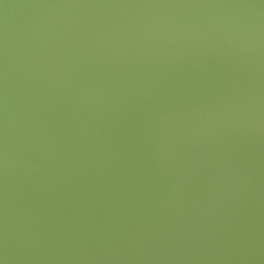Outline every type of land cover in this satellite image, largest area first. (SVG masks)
<instances>
[{"label": "water", "instance_id": "obj_1", "mask_svg": "<svg viewBox=\"0 0 264 264\" xmlns=\"http://www.w3.org/2000/svg\"><path fill=\"white\" fill-rule=\"evenodd\" d=\"M0 264H264V0H0Z\"/></svg>", "mask_w": 264, "mask_h": 264}]
</instances>
